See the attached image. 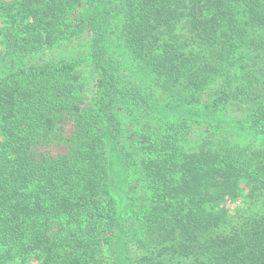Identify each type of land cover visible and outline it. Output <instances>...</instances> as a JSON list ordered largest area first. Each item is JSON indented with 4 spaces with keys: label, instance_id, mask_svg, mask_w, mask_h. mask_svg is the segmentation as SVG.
<instances>
[{
    "label": "trees",
    "instance_id": "trees-1",
    "mask_svg": "<svg viewBox=\"0 0 264 264\" xmlns=\"http://www.w3.org/2000/svg\"><path fill=\"white\" fill-rule=\"evenodd\" d=\"M0 63V264H264V0H0Z\"/></svg>",
    "mask_w": 264,
    "mask_h": 264
},
{
    "label": "rangeland",
    "instance_id": "rangeland-1",
    "mask_svg": "<svg viewBox=\"0 0 264 264\" xmlns=\"http://www.w3.org/2000/svg\"><path fill=\"white\" fill-rule=\"evenodd\" d=\"M76 44H75V46H77V48H79L78 49L79 50V54L80 55L84 54L85 49H84V46H83V42H77ZM66 45H68V44L61 45V47L53 48L52 50L46 52L45 54L42 55L43 59H57L61 55H64L63 49H65L67 47ZM74 49H76V48H74ZM3 66H4V68H6V64L3 65L2 63H0V71H2L4 69ZM79 70H80V75H81V77L83 79V83L85 85V87H84L85 89L84 90H86V96L89 98L91 96L90 93L93 91L92 88L94 87V84H95L94 74L92 73L91 69L88 66H82V67L79 68ZM124 109L125 108L123 107L122 111ZM121 114H122V112H121ZM146 118H148V120L145 119V121H141L140 127H143L146 123H148L149 125L156 124L155 121H153V118H151V117H146ZM204 128H205V126H203L201 128V130H203ZM199 129L200 128H198L196 132H197L198 135H201ZM69 132H70V128L67 127L66 128V135L69 134ZM242 136H243L242 132L236 131V132H233V134H228V139L230 141H236L237 142V141H239L242 138ZM48 149L52 153H59V151L61 149H64V148H63V145L53 144ZM236 205H239V204H236ZM103 256H104V261L107 263V258L105 257V255H103Z\"/></svg>",
    "mask_w": 264,
    "mask_h": 264
}]
</instances>
